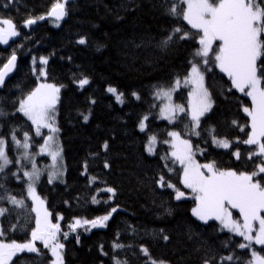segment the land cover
I'll list each match as a JSON object with an SVG mask.
<instances>
[{"label":"trees","instance_id":"obj_1","mask_svg":"<svg viewBox=\"0 0 264 264\" xmlns=\"http://www.w3.org/2000/svg\"><path fill=\"white\" fill-rule=\"evenodd\" d=\"M55 2L0 0V18H11L20 33L8 44H0V68L13 52L17 56L13 75L0 87V139L5 140L12 161L0 172V194L7 190L8 195L23 198L26 207L21 212L34 206L27 199L23 174L28 164L24 160L19 165L17 156L24 152L28 161H34L35 156V164L46 165L48 157L39 149L47 132L42 130L43 135L37 136L32 123L17 108L35 89L43 70L46 82L60 88L55 118L65 173L62 180L51 183L43 175L37 195L51 213V222L58 220L61 226L64 264H116L117 260L120 264H146L149 257L142 248H147L156 262L168 264H205L206 260L209 264H248L250 251L239 248L244 243L241 238L214 221L205 224L195 218L193 199H176V190L186 196L189 192L182 183L183 170L165 141L176 131L190 141L198 164L212 163L218 170L237 173L258 170L255 164L261 158L248 159L256 146L237 142L246 140L251 132L250 118L243 112V107L251 106L249 97L234 88L229 91L231 81L211 63L210 55V64L200 67H205L212 108L201 118L200 127L193 131L185 113L174 124L160 120L154 94L186 78L199 48L198 37L192 36L159 46L178 26L195 32L168 14L171 0H58L65 3V18L37 23ZM29 18L36 23L25 26ZM80 39L85 43L80 44ZM42 58L47 64L40 63ZM209 67L211 70H206ZM84 78L89 83L81 88L79 81ZM180 86L174 102L187 108L190 90ZM110 87L121 94L123 102L108 91ZM144 117L148 118L141 131ZM25 133L31 138L28 149L17 147L12 139L15 135L22 145ZM153 136L157 143L150 156L146 143ZM214 140H226L230 147L219 148ZM236 150L240 159L234 155ZM160 176L174 188L161 187ZM108 187L114 189V196L103 191ZM93 197L99 202L93 203ZM0 207L8 209L0 216L5 232L0 240L27 242L35 227V212L24 217L7 199L0 201ZM113 207L117 211L111 213L105 227L86 231L84 226L76 232L68 227L76 219L90 221L106 215ZM65 232L69 233L67 239ZM116 244L123 247H114ZM253 248L264 255V247ZM48 254L47 249H40V256L25 251L13 257L12 264H51ZM229 255L232 261L222 259Z\"/></svg>","mask_w":264,"mask_h":264},{"label":"snow or ice","instance_id":"obj_2","mask_svg":"<svg viewBox=\"0 0 264 264\" xmlns=\"http://www.w3.org/2000/svg\"><path fill=\"white\" fill-rule=\"evenodd\" d=\"M186 5V7H183ZM7 5H5L6 7ZM169 15L174 16L178 20L186 22L194 33L185 31L182 27H176L172 33L162 38L159 42L160 47H167L174 40L188 39L198 37L199 48L194 52V60L191 65L190 74L183 81L185 86L191 85L189 92V105L187 110L184 106L172 103V93L180 86L181 81L177 79L174 86L167 88L161 87L156 93L157 98L167 100L164 107L160 109V115L169 122H175L176 113H185L190 116L192 128L200 127L201 117L212 108V100L208 90L204 87V74L200 65L210 64V55L213 57L211 63L219 68L231 81L232 88L236 89L244 96L251 99V106L243 107V112L250 118L251 132L247 135V139L242 142L246 145H255L248 155V159L253 156H259L261 159L255 164V168L251 173L240 172L234 170L221 171L215 168L214 164H198L193 159L192 144L187 139H182L179 132L172 131L169 135L173 138L171 141V156L178 161L183 168L182 183L185 188L190 189L196 202V206L192 209V215L198 220L208 223L209 220L218 221L222 230H227L237 236L243 238L247 243H240L241 249H252L251 259L248 264H264V255L258 254L253 245L264 246V0H171L167 5ZM66 14L65 3L55 2L48 13L57 21L62 19ZM45 17H39L44 19ZM36 23V19L29 18L25 22V26ZM20 35L19 31L11 18H0V44H8L9 39ZM219 44L214 49L216 42ZM80 44H84L85 40L80 39ZM199 59H195V58ZM17 56L13 52L10 58L2 68H0V86L4 84L5 77L15 68ZM258 62H260L258 64ZM41 64H47V59L42 58ZM206 70H211L210 67ZM41 76L46 73L41 70ZM89 83L87 78L79 81V86L83 88ZM108 91L116 96V100H121V94H117L115 88H109ZM60 88L52 84L41 83L25 98L19 101L17 111L31 121L35 127L37 136H41L42 129H48V134L40 147V154L49 155L53 161L52 168L49 173L48 182L51 183L60 173L56 171L57 161L60 157L61 149L55 143V133L59 129L55 126L56 105L59 100ZM135 95V93H133ZM137 99L139 97L137 96ZM88 117L84 116L87 121ZM147 120V117H144ZM141 131L145 129L143 122L139 125ZM243 131V128H241ZM194 134L199 135L198 132ZM17 147L28 149L31 139L27 133L24 135V143L12 137ZM156 137H151L148 152L154 151L153 145ZM168 143V141H165ZM219 147L229 148V142L226 140H214ZM5 140L0 139V172L12 161H10L5 151ZM103 148L107 150L108 145L105 143ZM234 155L240 159V151L236 150ZM24 159H28L27 153ZM105 167L108 164L105 163ZM205 169L206 171H202ZM24 176L28 177L27 195L31 198L33 205L31 211L35 212V227L30 232V239L25 243H17L16 241L5 243L0 240V264H12L13 257L18 253L29 252L40 254V249L36 244L39 241L44 249H48L51 253V264H64L62 250L64 244L59 241L61 235V226L59 223H52L50 220L51 213L43 207L44 201L37 195L35 184L39 181L41 170L36 167L32 161V171L24 172ZM260 176V180H254V177ZM95 178H93L94 180ZM161 187L174 188L170 182H165L163 176L158 181ZM0 188L3 185L0 184ZM108 193L115 195L113 188L103 189ZM185 193L176 190V199L184 197ZM7 199L13 206L17 208H25V200L17 199L8 195L7 190L4 194H0V201ZM93 203H98L96 197L92 198ZM231 209L238 211L240 218L235 219ZM8 209L0 207V216H3ZM113 207L111 212L92 220L76 219L74 223L68 227L72 232H76L78 228L90 225L91 228L105 227V222L111 217V213L116 212ZM62 219V217H61ZM258 225V227H257ZM14 230V229H12ZM85 230H89L85 228ZM255 233V235H253ZM69 233H63V237L67 239ZM5 236L3 228H0V237ZM167 240L168 237L164 236ZM79 236H77V241ZM114 247L120 248L123 245L116 244ZM141 251L149 260L146 264H157L150 258L147 248ZM226 261H232L233 256H225L222 258ZM120 264V261H116ZM163 264V262H159ZM209 264V261H205Z\"/></svg>","mask_w":264,"mask_h":264},{"label":"rangeland","instance_id":"obj_3","mask_svg":"<svg viewBox=\"0 0 264 264\" xmlns=\"http://www.w3.org/2000/svg\"><path fill=\"white\" fill-rule=\"evenodd\" d=\"M185 7H186V5H185ZM188 25V24H187ZM189 26V25H188ZM190 27V26H189ZM193 30V29H192ZM14 38V37H13ZM13 38H10L9 40H11V39H13ZM219 44V42L217 41L216 42V44H214L213 45V47H215V45L217 46ZM3 45H5V44H3ZM213 58V57H212ZM216 67V66H215ZM201 68V71H202V73L204 74V70H205V67L202 65V67H200ZM218 70H219V68L218 67H216ZM190 71H191V69L189 70V73H188V75L190 74ZM45 72V71H44ZM187 75V76H188ZM187 76H186V78H187ZM46 77V76H45ZM205 77V76H204ZM186 78H184L182 81H181V83H182V85L180 86V87H188L189 88V90H191V85H188V86H185L184 85V83H183V81L186 79ZM41 83H47L46 82V79L44 78V76L43 77H41V79L38 81V83H37V86L36 87H38ZM47 84H49V83H47ZM174 86V85H173ZM35 87V88H36ZM204 87L206 88V84H205V79H204ZM179 88V87H178ZM177 88V89H178ZM176 89V90H177ZM207 89V88H206ZM34 90V89H33ZM32 90V91H33ZM176 90L172 93V103L173 104H176L175 102H174V93L176 92ZM159 90H157L156 91V93L158 92ZM190 92V91H189ZM156 93L154 94L155 95V99H154V101L155 102H157L158 103V105H159V108H158V112H157V114H158V117H159V119L160 120H164V121H166V122H169L168 120H165V119H163L162 117H161V115H160V109L161 108H163L164 107V104L165 103H167V100H165V99H160V98H157V95H156ZM112 95H113V93H111ZM114 96V95H113ZM250 99V98H249ZM251 100V99H250ZM189 101H190V97H189V95H188V105H189ZM176 105H178V104H176ZM186 110H187V108H186ZM208 113V112H207ZM207 113H205V115L207 114ZM182 114H184V113H179V112H177L176 113V118L177 117H180ZM189 118H190V116H188ZM176 118H175V120H176ZM202 118V117H201ZM29 121V120H28ZM29 122H31V121H29ZM176 122V121H175ZM175 122H169L170 124H174ZM143 123H145V121H143ZM55 126L57 127V124H56V118H55ZM35 128V127H34ZM42 130H46V135H45V137L48 135V134H50L49 132H48V129H42ZM41 130V131H42ZM141 130V129H140ZM196 129H193V131H195ZM172 132V131H171ZM55 135V137H56V139H55V143L59 146V148L61 149V153H60V157H59V159H58V161H57V167H56V171H58L60 174L55 178V179H53V181L52 182H58V181H60V180H62V178H63V176H64V173H65V171H64V166H63V155H62V148H61V145H60V141H59V138H58V132L57 133H55L54 134ZM182 138V137H181ZM45 139V138H44ZM172 137L169 135V146H170V148H171V141H172ZM183 139V138H182ZM150 140H151V137L150 138H148V140H147V143H146V152H147V154L148 155H150V156H153L154 155V151H155V147H156V143L157 142H155V144L153 145V149H154V151L152 152V153H149L148 152V147H149V144H150ZM43 145V144H42ZM218 146V145H217ZM219 147V146H218ZM219 148H223V147H219ZM223 149H226V148H223ZM171 152H172V148H171ZM24 155H25V153L24 152H22V153H19L18 154V156H17V158H18V161L17 162H19V161H23V159H24ZM45 156H47L48 157V163L46 164V165H44L43 167H40V165L39 164H36V167L39 169V170H41V176H40V178L44 175V179L45 180H48L49 179V173L51 172V171H53L54 169L52 168V165H53V161H52V159H51V157L49 156V155H46V154H44ZM34 156V155H33ZM35 159H36V157L34 156V161H35ZM194 159V158H193ZM195 160V159H194ZM30 161V160H29ZM0 163H2V161H0ZM177 163L179 164V162L177 161ZM179 166L182 168V166L179 164ZM6 168V167H5ZM182 170H183V168H182ZM25 171H28V172H30V171H32V164H30L29 165V167L26 169V170H24L23 171V174H24V172ZM202 171H206L205 169H202ZM255 178V177H254ZM24 180H25V182H26V190H27V185H28V183H29V181H28V177H26V176H24ZM40 180V179H39ZM37 183L38 182H36V184H35V188H36V193H37ZM184 186V185H183ZM185 188V187H184ZM185 190H187V192H189V194L186 196V194H185V196L184 197H181V199H179V200H183V199H193L192 198V196H193V194H192V192H191V190L190 189H187V188H185ZM27 195V194H26ZM28 196V195H27ZM27 199H29V200H31V198H29V197H27ZM194 200V199H193ZM195 201V200H194ZM21 209L22 208H17V210L16 211H19V212H21ZM231 211L233 212V217L235 218V219H242V218H240V216H239V213H238V211L237 210H235V209H231ZM22 213V215L24 216V217H26V215L27 214H30V213H32L31 212V208L30 207H28L27 209H26V211L25 212H21ZM262 215H264V214H262ZM196 218V217H195ZM209 221H214V222H216L217 224H219V222L218 221H215V220H209ZM56 223H59L58 222V220H57V222ZM219 226L221 227V225L219 224ZM85 227H87L89 230L90 229H92L91 228V226L90 225H86ZM257 227H258V225H257ZM0 228H1V225H0ZM224 231H226V232H228L227 230H224ZM228 233H230V232H228ZM230 234H232V235H234V236H237V235H235L234 233H230ZM61 235H62V233H61ZM59 236V241L61 242V238H62V236ZM253 235H255V233H253ZM237 237H239V238H241L242 240H243V238L242 237H240V236H237ZM244 241V240H243ZM244 243H247L246 241H244ZM36 246H38V247H40V249H44L43 248V245L39 242V241H37V244H36ZM258 246H260V247H264V246H261V245H258ZM48 250V249H47ZM249 251H250V255H251V250L252 249H248ZM258 252V251H257ZM48 255H50V257H51V253H50V251L48 250ZM34 254H36V255H39V254H37V253H34ZM258 254H259V252H258ZM40 256V255H39ZM38 256V257H39ZM53 258L51 257V260H52ZM157 264H159V262H157ZM163 264H168V263H166V262H163Z\"/></svg>","mask_w":264,"mask_h":264},{"label":"water","instance_id":"obj_4","mask_svg":"<svg viewBox=\"0 0 264 264\" xmlns=\"http://www.w3.org/2000/svg\"><path fill=\"white\" fill-rule=\"evenodd\" d=\"M48 19H51V20H54V21H56V22H61L64 18H65V16L62 18V19H60V20H56L54 17H51V16H49L48 15V17H47ZM15 69V68H14ZM14 69L5 77V80H4V83L12 76V74L14 73ZM1 87V86H0Z\"/></svg>","mask_w":264,"mask_h":264},{"label":"bare ground","instance_id":"obj_5","mask_svg":"<svg viewBox=\"0 0 264 264\" xmlns=\"http://www.w3.org/2000/svg\"><path fill=\"white\" fill-rule=\"evenodd\" d=\"M73 11H71V13H72ZM66 15V14H65ZM48 17V15L47 16H45V18L44 19H41V20H39V21H37V23H44V22H46V21H54V20H51V19H48L47 18ZM54 22H56V21H54ZM13 75V74H12ZM158 108H159V105H157V112H158ZM158 115V114H157ZM148 118V117H147ZM141 121L143 122V121H145V119L143 118V119H141ZM59 182V181H58Z\"/></svg>","mask_w":264,"mask_h":264},{"label":"clouds","instance_id":"obj_6","mask_svg":"<svg viewBox=\"0 0 264 264\" xmlns=\"http://www.w3.org/2000/svg\"><path fill=\"white\" fill-rule=\"evenodd\" d=\"M45 131H46V130H45ZM24 160H26V162H27V164H28V167H29L30 164H32V160L28 161L27 159H23V162H24ZM21 163H22V160L18 162L19 165H21ZM23 171H24V170H23ZM27 197H28V196H27Z\"/></svg>","mask_w":264,"mask_h":264}]
</instances>
